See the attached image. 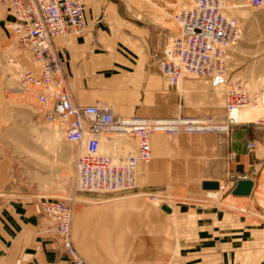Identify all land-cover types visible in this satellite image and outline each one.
Returning <instances> with one entry per match:
<instances>
[{
  "label": "rangeland",
  "instance_id": "374dc122",
  "mask_svg": "<svg viewBox=\"0 0 264 264\" xmlns=\"http://www.w3.org/2000/svg\"><path fill=\"white\" fill-rule=\"evenodd\" d=\"M118 2L121 5L123 11L121 16L125 22L121 20L119 23L110 24L109 29L98 30L100 32L99 36L109 39V41H117V49L133 55V67L126 69V75L130 77L131 82L137 80L135 77L138 73L144 75L145 92L141 93L140 97L143 99L141 104L143 107L139 111L146 114V117H152L154 98L159 106H157V112H159V109L161 112H165L164 110L168 108L170 99L163 96V92L174 90V87H171L160 78L157 72V61L164 46L178 32V25L172 19V15L185 5V0H118ZM249 3L250 0H223V12L226 16L233 17L238 21L241 28L238 42H264V0L258 7H252ZM0 11L7 10L0 8ZM4 14L8 16L6 13ZM8 18L4 19L3 30L0 31V199L24 201L32 206V223L30 224L32 225V237L44 238L50 242L58 243L57 235L52 230L50 223L37 210L36 203L40 197L69 198L73 200L70 225L71 242L77 254L86 264H119L117 262L118 257H127L129 255L128 251L137 244H140L143 250L141 249L142 251L138 253L135 259L140 258L143 260L142 264H159L164 258L161 256L163 251H167L165 258L166 260L169 259L170 249L175 240L174 236L171 237L169 234L170 231L171 234L174 233L173 217L169 218L163 215V210L160 207L162 205L166 206L165 204L174 205L175 202L193 203L197 207H204L210 205L209 203L218 202L220 204L216 205L217 209L246 216L250 221V225L264 233L263 206L258 207L249 200H234L226 197L229 182L237 180V177L240 176L229 167L233 162L229 160V156L232 154L228 147L231 146V140L237 126L233 127L227 135H222L224 145L225 143L227 145L224 152L220 156L215 154L214 158H210L208 164H204V170L206 171H216L218 170L217 161L220 164L219 172L212 173L208 171V173H204V177L217 176L222 178L227 173L225 175L226 183L224 185L221 183L218 192H206L208 198H205L204 191L199 187V181L186 184L173 181L168 183L149 182L141 186L138 185L141 189L134 191L137 194H139L138 191L148 192L144 194L156 193L145 195L144 198L148 208L152 210L151 216L165 219L164 225H166V228L168 227L169 233L167 231L163 232V238L158 236L144 237L143 233H139L144 230L141 225L137 224L135 220L129 221L127 217L121 216L122 212L136 207L135 202H126L127 199L121 200L110 194L78 191L74 185V161L81 149L78 150L76 146L65 141L62 131L57 126L49 125L43 121L35 99L36 88L22 87V73L25 71L35 72V64L18 44L13 33L15 21L9 16ZM62 37H57L54 41L62 39ZM230 50V60H227L224 79L219 82L220 86L218 85L213 89H217L223 94L227 82L238 80L246 85L250 96L258 94L261 100V92L264 91V74L261 72L256 74L261 69V65L250 61H238L235 57L238 51L235 47L230 48ZM258 52L259 49H254L251 54L241 53V55L244 59L249 58L250 55L255 58V54ZM62 61L63 82L70 90L71 99L75 104L83 105L78 102L79 97H94L99 99L98 105L109 107L115 117L129 118L139 114L137 110L122 113V111L114 109L116 101L120 97H124L120 93L114 92L122 89V83L118 81L120 78H96L95 85L99 87L98 90L96 92H82L79 87H76L71 80L65 77L63 58ZM137 65L139 69H136ZM148 78L161 83L159 87L162 92L161 96L158 95V92H156L157 94L154 93L155 88L152 87V84L148 82L149 85H147L145 83ZM188 78L217 81L207 77ZM260 100L256 106L246 107L247 109L258 107L261 109V113L253 121L254 123L264 114V105ZM243 111L245 110L241 112ZM240 113L238 114L239 119ZM223 116L224 112L222 116H211L206 119L220 122ZM254 123L246 130L249 137L253 136L252 132L255 130L264 134V127H255ZM165 135L170 140L174 137V134ZM183 135L187 136L189 134L184 133ZM110 136L131 139L129 136L120 133H113ZM246 144L251 145L252 142L248 140ZM99 152H102L101 147ZM132 198H136V196ZM109 200L115 202V204L106 212L107 214H111L115 207L124 204V208H121V211L119 210L120 213L117 216L114 215L116 219L119 218L115 222L94 214L95 211L92 210L97 208V204H102L100 202ZM195 205L191 207L194 208ZM224 205H230L235 209ZM237 209L245 212H240ZM144 226L146 229L148 224H144ZM184 226L182 225L183 228ZM155 228L159 230L161 226ZM239 230L242 232V228ZM239 236L235 237L236 241H234V244L238 247L242 242L253 240V238L243 233ZM221 240L223 239L210 238L208 245L215 246L217 241ZM260 245L264 247V234L260 236L258 234L251 244V246H257V249H260ZM246 256L251 261L257 262V264L264 262L263 254L256 252ZM235 257V260L238 261L242 260L243 255H235ZM221 258H223V255H214V259L220 260ZM174 261L175 254L172 255L171 264Z\"/></svg>",
  "mask_w": 264,
  "mask_h": 264
},
{
  "label": "crops",
  "instance_id": "0c3cea01",
  "mask_svg": "<svg viewBox=\"0 0 264 264\" xmlns=\"http://www.w3.org/2000/svg\"><path fill=\"white\" fill-rule=\"evenodd\" d=\"M82 1L85 7L83 33L79 36L67 34L62 39L54 41V46L62 52L65 77L71 80L76 87H79L82 92H96L99 88L95 85L96 78H120L118 81L122 83V89L114 92H118L124 97H120L116 101L114 109L122 111V113H128L130 110L138 111V115L129 118L202 120L211 116L223 115L224 92L222 94L217 89H213L218 87L220 81L189 78H182L174 90L163 92V96L170 99L168 108L164 110L165 112H161L160 109L157 112L158 105L154 98L152 117H146V114H142L139 110L143 107L141 106L143 99L140 97L141 93L145 92L144 75L138 73L135 77L137 80L131 82L130 77L126 75V69L133 67V55L121 52L116 47L117 41H109V39L99 36L100 32H98L101 29H109L110 24L119 23L121 20L125 22L121 16L123 11L120 3L118 0ZM4 13L13 19L9 12L0 11V31L3 30L4 19H9ZM233 47L238 51L235 56L236 60L259 63L261 69L256 74H260V72L264 74V42L237 41ZM254 49H259V52L255 54V58L252 55L247 59L242 57L241 53L251 54ZM230 52L231 50L227 52L228 60H230ZM136 69H139L138 65ZM146 80L147 85L152 84V87L155 88L154 93L158 92V95L161 96L162 92L159 90L161 83L151 78ZM260 101L264 105L263 90ZM78 102L83 105L74 104L93 106L89 104L98 105L99 99L79 97ZM260 113L261 109L259 107L248 108L240 113V121L234 131L231 146L228 147L234 157L233 163L229 167L233 172L251 182L250 192L247 196H233L231 191L236 184L237 180H235L229 182L226 197L234 200H249L258 207H264V134L255 130L252 132L253 136L249 137L246 133V130L253 126V121ZM111 134L113 133H103L98 137L102 154L115 158L133 154L134 145L131 139L111 137ZM183 134H174L171 140L164 133L149 136L150 160L148 163L137 162L135 190L141 189L138 185L141 186L149 182L168 183L169 181L185 184L199 181V187L204 191L205 198H208L206 192L211 190H203L201 188L203 182H215L218 184L217 191L220 190L221 183L223 185L226 183L225 175L227 173L222 178L217 176L204 177V173H208V171L212 173L220 171L218 161L216 163L218 170L216 171L204 170V164H208L210 158H214L215 154L220 156L224 152L227 146L226 143L224 145V138L222 137L224 134L215 132L189 134L187 136ZM248 140L252 142L249 148L246 144ZM237 169L240 170L237 171ZM138 193L148 192L138 191ZM144 197L145 195H141L125 200L126 202H135L137 206L122 212L121 216L127 217L129 221L135 220L137 224L141 225L144 230L139 233H143L144 237L158 236L163 238L165 231L169 233L168 227L166 228V225H164L165 219L151 216L152 210L148 208ZM103 202L97 204L96 209H92L95 211L94 214L111 219L114 222L119 219H116L114 215L117 216L120 213L121 208H124V204L115 207L111 214H107L106 212L114 206L115 202H110V200ZM209 204L204 207H197L193 203L183 202H175L174 205L170 206L165 204L170 209V213L162 212L166 217H173L174 233L171 234L170 231L169 234L171 237L174 236L175 240L170 249L169 259L166 260L165 258L167 251H163L161 256L164 258H161L162 261L159 264H171L172 255L174 254V264L175 262L177 264H257L246 255L256 252L264 255V247L260 245V249H257V246H251L256 236L264 233L250 225V221L246 216L217 209L216 205L220 204L218 202ZM193 205H195L194 208L191 207ZM224 206L235 209L230 205ZM237 210L245 212L241 209ZM163 215L161 214V216ZM252 215L259 217L256 214ZM31 223V205L24 201L0 199V264H64L65 256L59 240L57 239V245L55 242H50L44 238L32 237ZM144 224H148L146 229ZM182 225H185L184 228ZM158 226H161L159 230L155 228ZM240 228H242V232L239 230ZM242 233L253 238V240L242 242L238 247L234 244L235 237H240L239 235ZM210 238H222L223 240L217 241L215 246H210L208 245ZM205 243L207 244L205 245ZM141 249L143 250L140 244L135 245L128 251L129 255L127 257H118L117 262L119 264L133 262L142 264L143 260L140 258L135 259L138 253L142 251ZM214 255H223V258L217 260L214 259ZM235 255H243L242 260H235ZM259 264H264V262Z\"/></svg>",
  "mask_w": 264,
  "mask_h": 264
},
{
  "label": "built area",
  "instance_id": "2783aa9c",
  "mask_svg": "<svg viewBox=\"0 0 264 264\" xmlns=\"http://www.w3.org/2000/svg\"><path fill=\"white\" fill-rule=\"evenodd\" d=\"M261 2L250 0L249 4L258 7ZM0 8L12 15L17 42L35 64V72L22 73V87L36 88L35 99L43 121L57 126L65 141L81 149L74 161V185L80 192L110 194L115 198L135 195L136 164L150 160L148 138L151 134L215 132L227 135L238 124L233 113L256 106L260 100L258 94L250 96L243 82H227L224 116L218 123L210 119L120 118L107 106L75 105L63 82L62 52L54 46V40L83 33V1L0 0ZM223 11V0H185V5L172 15L178 32L164 46L157 61V72L163 81L175 88L182 78L224 79L227 52L238 41L241 28L235 18ZM254 126L264 127V114ZM103 133L129 136L134 144L133 154L115 158L100 153L98 137ZM229 160H234L233 155ZM242 179L245 178L237 177V181ZM36 206L56 233L65 264H86L71 242L72 201L40 197Z\"/></svg>",
  "mask_w": 264,
  "mask_h": 264
},
{
  "label": "water",
  "instance_id": "95a60500",
  "mask_svg": "<svg viewBox=\"0 0 264 264\" xmlns=\"http://www.w3.org/2000/svg\"><path fill=\"white\" fill-rule=\"evenodd\" d=\"M240 169H237L239 171ZM201 188L203 190H211V191H216L218 190V184L215 182H203L201 184ZM251 188V182L247 179H242L236 181V184L234 188L231 191V194L233 196H247L250 192ZM163 211H167L166 207H162Z\"/></svg>",
  "mask_w": 264,
  "mask_h": 264
},
{
  "label": "bare ground",
  "instance_id": "6f19581e",
  "mask_svg": "<svg viewBox=\"0 0 264 264\" xmlns=\"http://www.w3.org/2000/svg\"><path fill=\"white\" fill-rule=\"evenodd\" d=\"M72 103L74 104V102L72 101ZM102 106V105H101ZM245 109H247V108H245ZM245 109H242V110H245ZM242 110H238V111H236L235 113H233V116H235V119H236V121L237 122H239L240 120H239V117H238V114L242 111ZM102 149V148H101ZM209 192H218L217 190L216 191H209ZM141 195H150V194H144V193H139V194H136V195H133V196H129V197H125V198H119V199H128V198H132V197H137V196H141ZM154 196V195H153ZM69 199V198H68ZM71 200V199H70ZM72 202H73V200H71ZM164 207H166V209H167V211H165V212H167V213H170V209L167 207V206H164Z\"/></svg>",
  "mask_w": 264,
  "mask_h": 264
}]
</instances>
